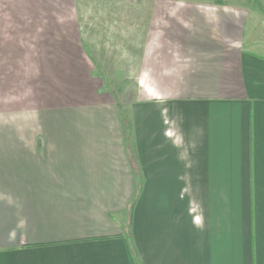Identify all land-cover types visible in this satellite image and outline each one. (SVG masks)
Masks as SVG:
<instances>
[{"label": "crops", "instance_id": "0c3cea01", "mask_svg": "<svg viewBox=\"0 0 264 264\" xmlns=\"http://www.w3.org/2000/svg\"><path fill=\"white\" fill-rule=\"evenodd\" d=\"M181 7L121 64L47 28L2 49L0 264H264V27Z\"/></svg>", "mask_w": 264, "mask_h": 264}, {"label": "rangeland", "instance_id": "374dc122", "mask_svg": "<svg viewBox=\"0 0 264 264\" xmlns=\"http://www.w3.org/2000/svg\"><path fill=\"white\" fill-rule=\"evenodd\" d=\"M216 1L220 0H0V117L17 109L16 74L8 66L10 63L2 59V49L14 53L16 39L19 38L20 47H25L29 43L22 37L30 32L37 36L47 28L52 38L59 39L53 43L61 41L70 47L74 42L79 47L91 48L99 59H115L114 64H121L125 61L121 57L128 50L133 57L139 51L146 25L154 24L159 18L168 22L181 12L185 17V8H175L187 2L215 4ZM224 3L241 5L242 11L249 13L250 22L253 20L260 29L264 27V0H224ZM194 20L199 21L197 17ZM30 22L35 25L34 31ZM115 54L119 56L117 61ZM105 67H109L107 61ZM120 85L124 89L125 84Z\"/></svg>", "mask_w": 264, "mask_h": 264}]
</instances>
